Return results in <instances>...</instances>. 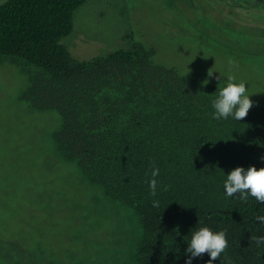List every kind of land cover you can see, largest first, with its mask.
Here are the masks:
<instances>
[{
	"label": "trees",
	"instance_id": "1",
	"mask_svg": "<svg viewBox=\"0 0 264 264\" xmlns=\"http://www.w3.org/2000/svg\"><path fill=\"white\" fill-rule=\"evenodd\" d=\"M86 1L0 0V60L27 76L22 101L57 114L51 134L55 156L75 166L117 210L111 236L121 242L127 220L137 223L115 255L109 247H95L96 256L86 254L85 260L185 264L192 234L208 227L227 229L228 248L213 264H264V244L257 247L250 239L264 236V223L256 219L264 216V203L228 197L224 187L236 167L264 168V103L250 97L254 104L242 121L214 119L212 101L228 81L209 79L207 69L187 72L161 61L157 48L140 39L131 48L75 57L63 39L73 32L75 12ZM233 10L237 18L238 9ZM253 21L245 18L237 28L228 16L214 28L234 41L241 38L248 48L258 35L256 45L264 48V27ZM154 167L160 170L155 197L148 183ZM107 218L102 217L103 226ZM37 258L28 249L0 246V264H35ZM209 259L205 253L192 264Z\"/></svg>",
	"mask_w": 264,
	"mask_h": 264
},
{
	"label": "rangeland",
	"instance_id": "2",
	"mask_svg": "<svg viewBox=\"0 0 264 264\" xmlns=\"http://www.w3.org/2000/svg\"><path fill=\"white\" fill-rule=\"evenodd\" d=\"M178 1L87 0L76 10L74 30L63 43L75 57L91 59L131 48L140 39L157 48L159 60L184 71L207 69L221 80L231 75L245 82L247 94L263 104L264 48L256 45L258 35L248 48L246 41H234L214 27L228 16L237 28L249 17L264 27V0ZM249 29L262 33L258 26ZM27 84L17 66L0 60V246L34 252L35 264H44L47 257L54 259L52 264H118L85 258L96 256L95 247L115 255L137 223L127 220L121 242L110 235L117 210L107 206L102 190L84 181L75 166L57 159L51 134L58 116L31 109L20 99ZM102 217L107 218L104 226Z\"/></svg>",
	"mask_w": 264,
	"mask_h": 264
},
{
	"label": "clouds",
	"instance_id": "3",
	"mask_svg": "<svg viewBox=\"0 0 264 264\" xmlns=\"http://www.w3.org/2000/svg\"><path fill=\"white\" fill-rule=\"evenodd\" d=\"M215 72L209 70L208 78L221 80V75L214 77ZM227 80V85L219 91L218 97L212 101V107L215 110L213 118L227 120L232 117L237 121H242L253 107L254 101L247 94L248 88L245 82L236 83L234 82L235 77L231 75L227 77ZM204 83L207 84L208 80L206 79ZM261 159H264V156ZM159 171L158 167H154L148 182L150 195L153 197L157 195L158 181L156 177L159 175ZM224 187L228 197L238 196L239 200L247 201L251 196L256 201L264 203V168L257 169L254 165L247 169L243 166L236 167L227 175ZM152 203L154 207H159L160 202L158 200H153ZM256 219L264 223V216H257ZM226 234L227 229L214 232L208 227L199 228L192 234L189 246L185 250L187 255L185 264H192L194 258L201 257L205 253L210 254L207 264H213L228 248ZM250 239L256 242L257 247L264 244V236H251Z\"/></svg>",
	"mask_w": 264,
	"mask_h": 264
},
{
	"label": "flooded vegetation",
	"instance_id": "4",
	"mask_svg": "<svg viewBox=\"0 0 264 264\" xmlns=\"http://www.w3.org/2000/svg\"><path fill=\"white\" fill-rule=\"evenodd\" d=\"M18 262L16 264H22V260H17Z\"/></svg>",
	"mask_w": 264,
	"mask_h": 264
}]
</instances>
